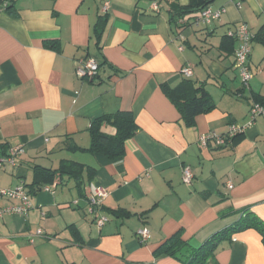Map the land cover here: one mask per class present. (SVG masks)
I'll list each match as a JSON object with an SVG mask.
<instances>
[{
  "label": "crops",
  "instance_id": "crops-1",
  "mask_svg": "<svg viewBox=\"0 0 264 264\" xmlns=\"http://www.w3.org/2000/svg\"><path fill=\"white\" fill-rule=\"evenodd\" d=\"M191 1L0 0V145L6 153L24 146L15 167L0 169V189L29 188L36 166L56 171L32 186L25 215L0 220V264H181L187 250L178 259L155 253L172 235L198 248L245 209L264 222V120L226 147L198 142L244 124L254 99L264 101V47L252 42V78L243 87L230 35L239 24L252 36L264 27V0H206L223 10L220 19L179 29L169 21L171 4ZM86 58L100 65L98 73L78 79L74 71ZM187 66L188 79L181 74ZM199 86L214 107L189 125L168 91L183 101ZM117 111L131 112L138 129L122 157L87 152L90 123ZM64 162L84 165L80 189L58 172ZM184 167L193 175L189 185ZM98 188L108 191L101 228L85 201ZM16 204L0 198V207ZM142 228L149 232L144 243L136 236ZM205 262L264 264L262 238L242 230Z\"/></svg>",
  "mask_w": 264,
  "mask_h": 264
},
{
  "label": "trees",
  "instance_id": "trees-1",
  "mask_svg": "<svg viewBox=\"0 0 264 264\" xmlns=\"http://www.w3.org/2000/svg\"><path fill=\"white\" fill-rule=\"evenodd\" d=\"M195 1L196 2L192 0L186 8L179 7L178 5L172 3V14L169 21L177 23L178 19H182L186 15L196 14L197 12L200 13L209 6V2L206 0ZM9 8L10 6L8 5L6 9L8 10ZM101 18L102 17H100L99 21H101ZM254 41L264 47V27H262L257 34L252 36V42ZM51 47L53 48V45ZM99 66L100 65H98V67ZM168 97L178 107L183 119L189 125L198 115L203 114L214 107L211 97L201 86L194 88L192 95L188 96L183 101L178 100L175 89L168 91ZM253 102L264 105L263 100L254 99ZM137 130L138 129L134 122L132 113L129 111H117L113 114H104L90 123V127L88 129L90 146L86 149V151L91 154H101L109 160L122 157L124 153L125 141L132 138ZM3 146L4 145H0V153L5 155V147ZM79 150L82 149L79 148ZM83 168L84 165L76 162H64L58 172H60V174L67 175L69 178H73L76 181V186L80 189V173ZM54 173H56V171L36 166L34 168L32 186H39L50 182ZM32 186H29L30 190H28L29 188L25 186L28 190V194L33 192ZM245 229L256 230L260 234L264 245V222L245 209L242 211L239 220L228 228L213 234L198 248H190L187 243L182 240L179 233H177L163 242L155 250V253L164 254L178 259L180 252L182 250H187V256L183 260L180 258L181 264H205L207 257L212 254L213 250L220 242L230 240L234 234Z\"/></svg>",
  "mask_w": 264,
  "mask_h": 264
},
{
  "label": "built area",
  "instance_id": "built-area-1",
  "mask_svg": "<svg viewBox=\"0 0 264 264\" xmlns=\"http://www.w3.org/2000/svg\"><path fill=\"white\" fill-rule=\"evenodd\" d=\"M233 1V0H231ZM7 3L3 4V9H6ZM157 10V6H153ZM108 4H104L102 11L105 13L108 10ZM223 13V10L213 11L210 7L202 10L198 15L192 18L189 22H184L183 20H178L179 28H202L209 26L214 21H218ZM178 25V24H177ZM231 37L235 39L238 46L234 52V69L239 74L243 87L248 85V82L252 78V73L249 70L248 59L251 53L252 45V35L250 34L248 27L245 24H239L232 33ZM180 41L184 40V37L177 36ZM181 49V48H180ZM99 67L96 61L92 58H86L81 60L76 67L74 74L78 79H93L98 73ZM182 76L185 78H190L192 76L191 67L187 66L181 71ZM257 119L264 120V105L260 103L252 102L247 113V121L242 125H230L223 135H218L215 132H209L207 134L201 135L199 138V145L201 148H207L210 144L215 147H226L232 140L239 134L243 133L246 129L253 126ZM24 154V146L18 145L12 147L8 150L5 155L0 154V169L6 166L15 167L16 160L18 157ZM192 172L188 167L182 169V182L186 185L192 182ZM228 188L231 189L232 185L228 184ZM48 191V188L44 189ZM108 197V191L104 188H98L94 190L88 197H86L87 214L93 217L94 224L101 228L107 222L106 216L100 213L101 206L104 200ZM0 198L6 199L8 201H16V205H8L5 207H0V220L4 216H23L31 208V203L29 199V194L24 186V183H19L14 188L0 189ZM41 234L40 231L36 233ZM138 241L144 243L149 239V232L147 229L142 228L136 233Z\"/></svg>",
  "mask_w": 264,
  "mask_h": 264
}]
</instances>
